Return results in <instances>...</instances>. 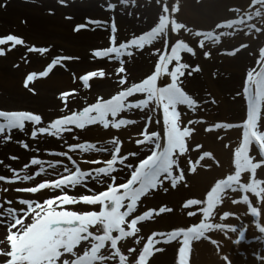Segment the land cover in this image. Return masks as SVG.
Here are the masks:
<instances>
[{"label":"snow or ice","instance_id":"6c2138e0","mask_svg":"<svg viewBox=\"0 0 264 264\" xmlns=\"http://www.w3.org/2000/svg\"><path fill=\"white\" fill-rule=\"evenodd\" d=\"M57 3L66 5L68 0H57ZM118 3L125 8L129 4L139 6L137 0H118ZM180 3L181 0H155L158 19L154 25L124 41L118 39L114 17L110 21L87 18L82 23L74 24L72 31L76 34L100 28L109 30L108 46L92 49L91 58L116 61L112 71L97 68L79 75L71 73L73 82L78 80L84 89H91L97 79L114 80L115 90L107 97L97 94L93 103L74 111L70 107L69 98L74 100L78 96L79 87L63 90L59 93L62 102L59 111L62 115L47 123L42 114L31 110L0 109V139L11 142L16 138V142L25 150L30 149L29 143L15 134L28 135L32 140L45 134L63 139L64 133L83 131L89 126L99 125L104 130H120L143 121L138 132L139 138L134 140L136 150L126 151L124 142L118 136L107 141L110 147L98 148L91 142L69 144L68 152L52 154L66 157L74 170L64 166L67 174L58 173L55 179H43L23 187H4V193L14 191L28 195L5 197L0 202V225L5 231L4 238L0 240L3 245L0 247V257L3 258L0 259V264H150L154 253L165 251L164 247L158 245L170 242H178L175 264H190L194 241L209 239L207 233L214 230L237 231L230 224L214 222L217 207L226 198H230L228 193H244L239 199H231V203H243L253 217L260 216V211L252 205L247 194L252 193L264 201V180L257 178V170H264V46L259 47L254 66L246 70L241 89L233 97H240L246 102V114L239 123H209L204 118L183 119L189 112L207 113L208 106L217 105L218 101L211 93L205 98L186 90V80L194 73H200L202 68L199 64L193 66L187 62L182 54L195 57L198 48L203 50L205 59H210L212 51L210 48L205 50L206 43L219 45L222 37L234 34L218 30L244 32L246 28L245 35L264 34V0H250L248 8L243 10L239 7L229 8L228 11L234 13L235 17L215 23L209 30H194L181 21L177 15L181 12ZM116 9V3L107 4V10L115 12ZM49 14L53 12L50 10ZM65 19L71 21L73 17L66 16ZM253 20H258L260 26L252 23ZM185 34H190L192 39H184ZM157 43L160 44L159 47L155 46ZM18 46L25 48L29 54H49V62L42 70L28 72L23 79V88L33 95L37 94L35 82L38 79L55 74L54 70L58 66L60 69L70 70L68 62L81 59L75 55L53 54L49 47L30 45L22 36L11 33L0 36V57H5ZM247 48L249 44L241 43L224 54L235 56ZM146 50L155 57L153 68L138 82L131 81L126 63ZM25 62L27 63L26 59ZM136 110L139 120L124 118L122 115ZM205 124L207 126L203 131L215 133L219 139L224 138L219 136L217 130H242L241 138L231 152L234 171L216 179L203 198H188L182 203V207L188 210V217L200 214L202 218L199 222L170 231H152L145 239L140 235L144 222L174 211L167 205L141 211L140 205L145 198L160 191L167 193L170 189L175 190L178 185L187 188L189 173H197L198 167H210L201 163L206 158L214 161L217 167L221 166L210 151L198 153V159L187 155L194 150L191 141L194 139L193 133L197 131L195 125ZM152 125L159 126L158 130L155 127L150 130ZM71 138L77 140L78 136L72 135ZM223 146L229 148L228 143ZM202 147L200 143L195 144V149ZM77 150L81 153H108L109 158L86 160L85 163L98 166L82 170L68 154ZM9 159L15 161L19 157L13 155ZM44 163L41 159L31 158L21 169L25 173L23 176L15 168L5 165L11 175L0 174V182L14 185L18 181H32L45 173ZM60 163L57 160L55 164L49 162L48 166L55 170ZM0 164H4V161L0 160ZM30 166H40L39 171L29 175L27 170ZM245 173L250 174V179L242 182V174ZM89 179L102 185L103 190L95 191L88 187ZM78 186L86 188L91 194L72 195L65 191L77 189ZM45 190L55 195L41 199L38 194ZM76 205L86 207H67ZM232 215L229 211H224L219 215V220L224 221ZM256 227L264 233V226L259 222ZM244 235L243 231L239 232L241 239ZM129 238H134L135 245L142 246H131L128 244ZM211 243L218 242L211 240Z\"/></svg>","mask_w":264,"mask_h":264},{"label":"rangeland","instance_id":"374dc122","mask_svg":"<svg viewBox=\"0 0 264 264\" xmlns=\"http://www.w3.org/2000/svg\"><path fill=\"white\" fill-rule=\"evenodd\" d=\"M212 1H217V0H200V3H197V0H181L180 7H181V12L178 15V18L185 22L189 27H192L194 30H209L211 29L215 23L217 22H222L224 19L227 18H234L235 14L230 13L228 11L229 8H235L239 7L242 10L247 9L248 5L250 3V0H225L224 1V10L221 12H217L216 14L211 13L212 8H213V2ZM6 4H5V3ZM108 3H116L117 4V9L115 12L107 10V4ZM137 6H133L131 4L128 5L127 8H125L123 5H119L118 0H68V3L66 5H60L57 3V0H0V14H6L8 15V11L12 9L10 6H17L21 5L25 10L27 11L26 14L22 15H17L14 17H9L8 21H3L2 17L1 22H0V36L1 35H7V34H16L19 36H22L26 42L30 45H36V46H47L51 49L53 54H60V55H75L79 56L81 59L77 61L80 63L79 68L77 71H73L72 67H70V70L66 72L65 70H57L54 72L55 74H50L48 78L50 80L46 83H43L47 78H40L35 82V88L36 91H40V88L43 87H49L48 89L53 90V95L57 96V101H56V108L50 109V114L48 115V118H44L45 123L49 122L51 119L57 118L62 113L59 111L60 107H62V102L59 99V93L63 90H68V89H74L79 87V92H90V91H97V90H105L108 89V91H111L109 94L113 93L115 90V83L114 80L112 79H97L93 87L91 89H84L82 86H80V82L77 80L76 82H73V78L71 73H76L77 75L82 74L88 70H94L97 68H105L108 72H111L113 69V66L117 63L116 61H106V60H98L97 64H94L92 62L91 58V51L92 49L95 48L96 45L93 46H87L85 49H82L81 47H78V37L84 36L85 34H88V32L95 33L98 32L99 34L102 33V36L97 39H106V41H101V44L97 45L99 48H103L108 46L109 44V30L106 28H100L96 29L95 31L88 30V31H82L80 34H76L72 31V28L74 24L76 23H82L84 22L85 19L87 18H96V19H101V20H108L110 21L111 18H115L117 27H118V39L120 41H124L127 39H130L134 34L138 35L143 31H146L150 29L151 26L154 25V23L158 19V6L155 4V0H137ZM52 11L53 14H49V11ZM131 13V15L127 14ZM9 16V15H8ZM66 16H72L73 20H67L65 19ZM30 18H33V20H39L41 22V29L38 30H30L28 32L29 25L26 24ZM26 21V23H25ZM252 23H256L257 26H260L258 20H253L251 21ZM243 27V26H241ZM218 31H226V32H234L233 35L231 36H224L221 38V43L219 45H208L206 43V49L210 48L212 51V56L210 59H205L202 55L201 49L197 48V55L195 57H191L190 54H182L187 62L191 63L193 66L196 64H199L202 68V71L200 73H194L193 75L196 76L198 79V88L196 90L197 85H191L195 86V91L191 88H189V84L186 81V90L191 94V92H200V90H207L210 89V79L216 77L217 79L220 77H230L231 78H236V77H242L244 75L243 70H240L238 68H234V66L226 64V59L227 58H233L236 57L239 53H237L235 56H228L224 53L227 51H230L231 49H234L235 47H238L241 43H247L249 44V47L251 45H255L258 42L263 46L262 44V39L264 38V34H256L253 33L251 35H245L244 32L247 31V29H244V32L240 31H234V30H229V29H223V30H218ZM184 39L186 40H191L190 34H185ZM260 39V41H259ZM258 43V44H259ZM257 44V45H258ZM156 47H159L160 44L157 43L155 45ZM246 50L243 54V56L246 57L248 54L247 49H242ZM241 50V51H242ZM240 51V53H241ZM48 56V58H43L42 56H39V54H29L27 53L26 49L23 47H19L17 49H14L12 52L8 53L5 57H0V81L3 82L0 83V98L2 99H8L7 103L11 104L7 107H2L0 109H8V110H31L33 108H29L28 105H24L26 102H21L26 99H34V102L38 99L37 97H34L33 94L28 92L26 89L23 88V79L25 75L28 72L31 71H40L43 69V67L46 66L47 62H49V54H45ZM240 55V54H239ZM32 56L35 57V59H32ZM87 58V63L86 65L81 64V61L84 60L83 58ZM25 59L27 60V63L25 62ZM127 59V58H125ZM155 57L151 56L149 54V51H144L142 55H137L134 58L131 59L128 63H126V70L129 74V78L131 81L138 82L142 78H144L147 74L150 73V71L153 68V62H154ZM145 61L148 63L147 68H145V73L142 75H134L132 73L139 74L141 71H143V68L141 69V62ZM151 62V63H150ZM69 65L74 63V62H68ZM14 65H19V67H14ZM249 67V66H247ZM141 69V70H140ZM57 71H60L62 75H64L65 78V83L64 84H58L56 86L53 85L55 82V79L61 78L60 76L57 77ZM8 73V74H7ZM213 73L216 75L213 76ZM10 74H13L11 77ZM14 74L16 78L14 79ZM216 79V80H217ZM215 80V81H216ZM8 82V83H6ZM11 83V84H10ZM4 85V86H2ZM100 85H103L102 87ZM204 93V92H202ZM109 94H105L104 96L107 97ZM97 96V93L93 94L92 98L90 101H87L85 104H80L78 102H75L76 98L73 100L72 98H69V104L72 110L78 111L81 110L84 106L87 104L93 103L95 101V98ZM36 98V100H35ZM223 99V105L221 106V100ZM220 99L218 96L216 97V100L218 101L217 105H209L208 106V112H200L198 114H192L188 113L185 115L187 118H192V119H198V118H204L206 119L209 123L211 122H228V123H239L241 122L242 118L246 114V106L243 105V102L240 101V112L242 110V113L237 120L231 119L230 117L224 116V111L225 108L224 106V97ZM21 100V101H19ZM11 101L14 102L15 105L11 103ZM231 101V100H229ZM232 102H237V98L234 99ZM13 105V106H12ZM212 111V112H211ZM138 110L134 111L133 113H125L122 114L124 118H138L137 116ZM155 118V117H154ZM185 121L187 119H184ZM143 121H139L137 125H130L127 127H124L120 130L116 129H110V130H104L101 126H89L87 129L81 131V130H76L72 134L64 133L63 137H70V140L68 144H62L59 142H55L58 139L54 137L53 142H55L54 149H49V146L47 147V150L43 154L35 153L38 156V159H41L45 161L43 167L45 169V173H42L40 176H36L34 180L32 181H18L17 184L14 185H6L3 182H0V195L3 197L0 198V202L3 201L5 197L11 198L17 195H28V194H17L14 191H10L8 193H4L2 189L4 187H9V188H14L16 186H29L32 184H35L38 181H41L43 179H55L59 174H64L66 175L67 173L64 172V166H67L70 169L74 170L73 165L71 164L70 161L67 160L66 157H61V156H56L53 155L52 153L55 152H60V151H65L68 152V145L69 144H75V143H83V142H91L95 143L96 146L99 147H110V145L107 144V141L112 139L113 136H118L123 142H124V149L126 151H133L136 150V145L134 144V140L138 137V132L141 130V125ZM262 125H264V118H262ZM207 125H195L197 131L193 133L194 139L191 141L192 148H194L193 145L196 143H200L203 145L202 149H195L196 156H198V153H201L203 151H210L213 153V155L220 161V165H222V156L221 153H223L225 156L223 160H226L228 157L231 159V152L234 149L235 145L238 144L239 139L241 138L242 135V130L233 128V129H220L217 130L219 133L220 137H223L224 139H219L215 135V133H206L203 131L204 127ZM159 128V126L152 125L150 126L151 128ZM91 129V130H90ZM232 137L231 140H228V136ZM72 135L78 136L77 140H73L71 138ZM16 137L19 139L24 140L27 143H30L32 140L30 136L24 135V134H15ZM45 135L39 136L37 139L41 140L45 138ZM236 137V139H234ZM228 140V142H226ZM206 142V144H205ZM228 143L229 148H224V144ZM0 144L6 145L7 147L10 145L13 146H20L16 142V138L13 139L11 142H4L2 139H0ZM52 150V151H50ZM47 151H50L47 154ZM15 156L17 155L16 152H13ZM69 155L73 157L74 160L77 161V164L82 170H89L91 168L97 167L98 165H92L89 163H85L86 160L89 159H106L109 158L108 153H97L95 151L93 152H85L81 153L79 150L76 152H69ZM21 161H13L14 165H11L12 168H15L20 176H23L25 173L24 171H21L23 168V165L25 163H29L31 157L28 156V153L25 152V156H18ZM33 157V156H32ZM193 158V157H192ZM132 160H135V158H130ZM193 159H196L194 157ZM59 160L61 163L59 165H56L55 170L53 168H50L48 166L49 162H52L55 164V162ZM10 164L12 162L9 161ZM202 164H207L210 165V167L207 168H199L197 170V173L191 174L189 173L187 175V182H188V187L191 188V185L195 184L194 190L196 191L195 195H190L188 196V190L187 188H183L184 194H188V198H203L206 194V191L210 188V186L215 182L216 179L222 178L223 176L227 175L225 170L220 169V167H217L214 163V161L209 160L208 158L205 159V161L201 162ZM8 165V164H5ZM119 167V166H118ZM4 168V169H3ZM40 166H30V168L27 170L29 175H33L35 171H39ZM213 170L215 171H222L219 173L220 175L218 176V173L214 171V174L211 176V178L206 179V183L204 180L200 181H195L192 182L193 177L195 175H198L199 173H202L203 175L210 174ZM0 174L10 176L11 172L6 168L5 166H0ZM247 177H250V174L245 173L244 174ZM88 186L89 185H98L100 186L99 188H96L95 191H101L103 190V186L100 184H97L95 181L89 179L88 180ZM193 183V184H192ZM179 187V185H178ZM177 187V189H178ZM78 189H81V192L77 191V189H65V191H68L69 194L76 195L77 193H83L85 191V188L82 187H77ZM176 190V189H175ZM175 190L170 189L167 193H164L162 191L155 193V195H149L147 198L144 199V202L140 205V210H148L149 208H156L158 209L160 206L167 205L168 207L172 208V204L170 201L174 202L175 200L171 197V193H175ZM47 190H45L42 194H38V196L42 198L48 197L47 195ZM91 194V193H90ZM184 195L183 197H185ZM244 193L241 192H236V193H229L228 197L226 198L223 202L222 205L218 206L217 210V216L214 222L216 223H225V224H230L233 227L237 229L236 232H222L219 230H214L209 233H207V236L209 239L203 240L199 243L196 244L195 248V255L193 259V264H199V257L198 255L201 254L200 250L203 249L201 248L202 244L205 246H210L212 249L215 251H212L213 254L215 255L219 250L220 246L218 245V236L221 234H224L225 237L226 235H229L231 237V242L236 243L240 246L241 249H244V251L241 253L244 255V252H247L248 249H259V254H253L252 258L255 259L257 256H261L262 259V249L261 243L257 242V234L261 235V232L259 229L256 227V224L259 222L262 224V215L260 212V216L254 218L252 215H249L245 204L243 203H237L235 206L232 205L231 199H238L242 197ZM249 199L254 207H256L258 210H260L258 203H260V199L255 197L254 194L248 193ZM184 198L181 200L180 203L184 202L186 199ZM17 207H20L19 205H16ZM67 207H77V208H83L86 206L82 205H76V206H67ZM223 207V210H221ZM230 207V209H229ZM225 211H229L233 215L230 216L228 219L221 221L219 220V215L222 214ZM238 212V217H235V215ZM171 215V213H164L161 214L158 217H155L154 220L148 221L144 223L142 232L140 233L142 235L148 236V234L152 231H170L175 228L179 227H188L191 226L193 223L199 222V219L202 218L201 216L197 220H193L192 218L188 217L187 215L183 216L185 218L184 224H172L171 222H168V217ZM182 216V215H181ZM163 218V219H161ZM248 220V221H247ZM188 221V222H186ZM248 222L251 223L253 227L251 229H255V235L252 236L254 237V241L249 243V240L242 241L240 238V241L237 243V232L241 229L240 227H244L245 224ZM253 222V223H252ZM149 234V235H150ZM146 237H144L146 239ZM220 238V237H219ZM216 239V240H215ZM211 240H215L218 243L213 244L211 243ZM222 240V238H221ZM242 241V242H241ZM256 241V242H255ZM143 243V241H142ZM167 245H172V251H174V259H175V254H176V249L178 247V242H170ZM167 245L161 244L160 247H165ZM141 245H135V247L140 248ZM203 246V247H204ZM239 248V247H238ZM167 248H165L166 252ZM163 252H160L163 253ZM219 253V251H218ZM217 255V254H216ZM230 257V256H229ZM0 259H3L0 257ZM225 256L222 257L221 253L218 256V264H226L225 263ZM228 259V258H227ZM201 260V259H200ZM227 261V260H226ZM152 264V263H151Z\"/></svg>","mask_w":264,"mask_h":264},{"label":"bare ground","instance_id":"6f19581e","mask_svg":"<svg viewBox=\"0 0 264 264\" xmlns=\"http://www.w3.org/2000/svg\"><path fill=\"white\" fill-rule=\"evenodd\" d=\"M224 1L225 0L212 1L213 2V8L211 10L212 11L211 13L216 14L217 12H221L222 10H224V8H223L224 7V4H223ZM10 7L12 9H10L8 11L9 16L6 14H0V18L2 17L3 21H8L10 16L14 17L17 15H22V14L27 13L25 8H23L21 5H17L14 7L10 6ZM0 22H1V19H0ZM26 24L29 25L28 32H30V30H32V32H34L33 30L41 29V22L39 20H33V18H30ZM1 36H3V35H1ZM101 36H102V33L99 34L98 32H95V33L88 32V34H85L84 36L78 37L80 39H78V41H77L78 42L77 46L81 47L82 49H85V47H87V46L96 45L95 48H99V46L97 47V45L101 44V41H103V42L106 41V39H101V40L97 41V39H99ZM259 41H260V39H259ZM257 44L251 45V47H249V50L247 52L248 54L246 55V57L243 56V54L246 50H242L241 53L239 52L240 55L238 54L236 57H233L230 59L227 58L225 61L227 65L229 63L230 65L234 66V68H238L240 70H243L244 75L241 78L240 77H236V78L234 77V78L230 79V77H228V76H226L225 78L222 76L218 79L216 77H214V79L211 78L210 82H209L210 89L207 88V90H205V91L200 90V92L198 93V92H194V91H195L196 85H197V87H196V90H197V88L199 86L198 85L199 81L196 78V76L193 75L192 77H189L186 80L189 84L188 85L189 88L194 90L193 93L191 92V94H197L199 96L207 98V94L211 93L212 96H214L215 98L217 96L220 99H222V97H224L225 98L224 99L225 104L223 106V108H225L224 116H226L228 118L230 117L231 119H235V120H237V118L239 119V117L242 113V110L240 112V109H239L240 106H242L240 104V101L243 102V105H244L245 101H243L240 97H236L237 98L236 103L235 102L231 103V101H234L233 97L236 95V92L241 89V85H242L243 79L245 77L246 70H248L250 67L254 66V61L258 56V49H259V47L262 46L260 43L258 45ZM262 44L264 46V38L262 39ZM32 59H35V57L32 56ZM83 59L84 60L81 61V64L86 65L88 60L86 57ZM92 62L94 64H97L98 60H92ZM138 65H141V69L143 68V71H141L139 74L132 73L133 76L144 74L145 73L144 69L147 68L148 63L143 61ZM70 66L72 67V70L76 72L80 66V63L74 62V63L70 64ZM247 66H249V67H247ZM57 70H61V69L58 67ZM62 70H65L66 72L69 71L68 69H62ZM55 71H56V69L54 70V72ZM10 76L12 77L13 74H10ZM59 76L61 78L55 79V82L53 83L54 86H56L58 84H64L65 83L64 75H62L60 71H57V77H59ZM15 78H16V76L14 74V79ZM49 80H50V78H47L45 81H43V83H46ZM0 83L3 84L2 81H0ZM6 83H8V82H6ZM191 85H195V86H191ZM2 86H4V85H2ZM100 86L102 87L103 85H100ZM48 88L49 87L47 86V87L40 88L39 89L40 91H36L37 94L34 95V97L38 98L37 100L35 98L36 102H34V99H26L23 101H21V100H19V101L26 102L24 105H28L29 108L30 107L33 108L32 110L34 112L40 113V114L44 115L45 118H48V115H46V113L50 114V109H52L54 107L56 108V106H57L56 105L57 96L53 95V90L48 89ZM110 92L111 91H108V89L90 91V92L83 91L81 93L79 92L78 96L76 97L75 102H78L80 104H82V103L85 104V103H87V101L91 100L93 94H95V93L105 95V94H109ZM202 92H204V93H202ZM7 100L8 99L0 98V108L7 107V106L11 105V104L7 103ZM229 100H231V101H229ZM11 103L13 105H15L13 101H11ZM220 105L221 106L223 105V99L221 100ZM183 119H188V118L186 116H184ZM230 137H232V134H231V136H228V140H231ZM56 139H54V137H51V136H45V138H43L41 140H38V139L31 140L29 143V145H30L29 150H25L21 146L10 145L7 147L6 145L0 144V160L4 161V164H0V166L4 167L5 164H8L10 166L14 165V162L11 159H9L10 156L15 155L13 152H16L17 153L16 156H20V157L25 156V152H26V153H28V156H30L31 158H33V157L38 158V156L35 153H39V154L45 153L48 146H49V149L53 150L54 146H56L55 142H59L62 144H68L70 137H63V139H58L57 141L53 142V140H56ZM234 139H236V137ZM65 140L67 141V143H65ZM228 140L226 142H228ZM205 144H206V142H205ZM193 146H194V148H193L194 150L190 151L187 155L190 156L191 158L196 157V159H198V156H196V152H195V145H193ZM37 149H39V151H37ZM52 150H50V151H52ZM50 151H47V154ZM221 156H222V162H221L222 165L220 166V169L225 170L226 174H229L231 171H234V168L232 167V164H231L230 157H228L226 160H223V158L227 157V156H225L223 153H221ZM9 161L12 162V164H10ZM17 161L22 162V160L20 158ZM214 171L215 170H213L210 174H206V177L202 173H199L198 175H195V177H193L192 182H195L196 180L197 181L204 180V182L206 183L207 182L206 179L211 178V176L214 174ZM215 172H217L218 176H219L220 175L219 173H221L222 171H215ZM242 177H243V175H242ZM249 178L243 177V180H245L244 182H247V180ZM257 178L264 180V170H257ZM121 179H123L122 175H121ZM88 187L95 190L96 188H99L100 186L92 184V185H89ZM194 187H195V184L191 185V188H187V191L193 189L192 191H188V194H189V195L187 194L188 196H190V195L198 196L196 194V191L194 190ZM183 188H182V186H179L178 189L175 190V193L170 194L171 195L170 198H173L175 201L172 202L169 200V202H171V204H172V208L174 209V211L171 213V215L167 219L169 223L171 222L172 224H184V222H185V218L183 216L186 215V212L188 210L184 209L182 207L183 202L182 203H180V202L184 198H188V197L186 194H184ZM77 191L81 192V189L77 188ZM77 194H80V193H77ZM81 194H90V193H88L87 189L85 188V191ZM47 195L51 196V195H55V193L47 192ZM184 195H186V196L183 197ZM2 197L3 196L0 195V198H2ZM258 205L260 208L259 211L261 212V215L263 218L262 225L264 226V201L260 200V203H258ZM199 216H200V214H198L196 216V219H195V217H191V218L197 220ZM161 219H163V218H161ZM186 222H188V221H186ZM246 226L248 227V229L246 230L248 232V237H250V233H249L251 231V229L249 228L250 226H249V224H247ZM4 236H5L4 228L2 225H0V240H2L4 238ZM142 236L146 237L145 234ZM217 238L219 241L218 245L220 246V248L218 250L219 253H218V251H216L217 255L216 254L214 255L212 252V251H215L214 249H212L210 246H208V247L206 246V250H205V246L202 244L201 248H203V249L200 250L201 254L198 255L199 261H200L199 264H218V262H219L218 256L220 253H221L222 257L225 256V257L229 258V256H230V259H228V260H231V261L228 264H256L259 262V260L252 258L251 255L254 253V250L252 248L248 249V251L244 252L245 254L242 255L241 253L244 251V249H241L238 244L232 243L231 237L229 235H226V237H225L224 234H221ZM221 238H222V240H221ZM133 240H134V238H129L128 244L135 247ZM159 246L160 245H158V247ZM0 247H3V245L0 244ZM164 248H167V251L163 252L161 254L155 253L156 255L154 256V258L151 260L150 263H152V264H174L175 263L174 251H172L173 250L172 247L167 246ZM193 254H192V256H193ZM192 261H193V257H192ZM192 261H191V263H192Z\"/></svg>","mask_w":264,"mask_h":264}]
</instances>
